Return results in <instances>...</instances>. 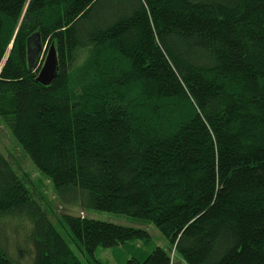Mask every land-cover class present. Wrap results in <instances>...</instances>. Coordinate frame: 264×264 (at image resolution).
I'll return each mask as SVG.
<instances>
[{"label": "trees", "instance_id": "trees-1", "mask_svg": "<svg viewBox=\"0 0 264 264\" xmlns=\"http://www.w3.org/2000/svg\"><path fill=\"white\" fill-rule=\"evenodd\" d=\"M37 31L49 85L28 69ZM0 119L68 210L0 151V264H174L132 248L146 228L73 207L143 219L186 264H264V0H0Z\"/></svg>", "mask_w": 264, "mask_h": 264}, {"label": "rangeland", "instance_id": "rangeland-1", "mask_svg": "<svg viewBox=\"0 0 264 264\" xmlns=\"http://www.w3.org/2000/svg\"><path fill=\"white\" fill-rule=\"evenodd\" d=\"M47 48L48 45L46 43L44 44V48L37 59L36 62L37 67L42 66ZM86 55H87L86 51H81L76 66L80 65L84 61ZM0 151L16 168L17 172L20 175L24 176L31 191L35 193L36 197L40 199L42 204L47 209L51 208V210L55 211L56 214L62 211H68L57 203L55 199V193L52 182L41 172H39V170L35 167V165L32 163L30 158L21 148V146L17 143L11 132L3 124L1 119H0ZM69 211L74 214H81L89 218L110 221L120 225L146 228L149 232V235L151 236L152 243L148 247H142L141 242L136 241L131 244L132 248L134 247L135 249L137 248L138 250L143 249V250H147L148 252L155 245H158L169 251L170 256L172 258V262L174 264H186L181 257H179L176 253H174L173 248L170 246L167 239L160 233V231L154 225L146 223L143 219L135 218L121 213L96 210V209H85L83 210V212H81V209L78 207H73L69 209ZM58 228L63 233L62 228L60 227ZM24 233H25L24 229H19L16 231L14 230L13 227H7L6 235L10 240L9 250L12 253L15 251L13 245L16 242L20 241L19 237L24 235ZM64 236L66 237L65 234ZM71 247L74 250H76L73 244H71ZM133 252L134 250L130 251V253L123 251V254L120 255V258H117L112 255L111 248L98 247L96 250V255L102 261H104L105 264H122L125 258L134 254ZM80 259L83 264H88L87 260L84 257L80 256Z\"/></svg>", "mask_w": 264, "mask_h": 264}, {"label": "water", "instance_id": "water-1", "mask_svg": "<svg viewBox=\"0 0 264 264\" xmlns=\"http://www.w3.org/2000/svg\"><path fill=\"white\" fill-rule=\"evenodd\" d=\"M44 45L40 37V33L34 32L26 41V56L28 69L32 70L37 62V59L43 50ZM58 72V59L56 48L53 42H51L47 48L46 55L41 68L39 69L36 81L43 85H49L56 77Z\"/></svg>", "mask_w": 264, "mask_h": 264}]
</instances>
